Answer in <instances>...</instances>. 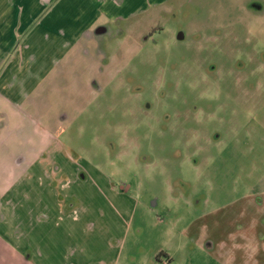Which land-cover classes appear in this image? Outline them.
<instances>
[{
    "label": "rangeland",
    "instance_id": "rangeland-1",
    "mask_svg": "<svg viewBox=\"0 0 264 264\" xmlns=\"http://www.w3.org/2000/svg\"><path fill=\"white\" fill-rule=\"evenodd\" d=\"M121 23L93 48L69 51L35 93L37 117L60 136L45 186L67 205L46 224L62 238L47 262L264 264V64L248 62L260 50L264 61V0H173ZM230 28L241 42L205 39ZM236 44L243 75H260L255 95L217 97L221 117L193 111L213 106L192 92L198 67L216 62L225 73ZM20 244L44 253L31 228Z\"/></svg>",
    "mask_w": 264,
    "mask_h": 264
},
{
    "label": "crops",
    "instance_id": "crops-1",
    "mask_svg": "<svg viewBox=\"0 0 264 264\" xmlns=\"http://www.w3.org/2000/svg\"><path fill=\"white\" fill-rule=\"evenodd\" d=\"M171 1L0 0V261L49 264L51 243L62 241L46 224L51 212L61 214L67 205L45 186V179L51 178L47 155L57 147L60 136L45 117H37L36 91L66 61L69 51L93 48L114 23L122 24ZM31 128L38 134L32 142ZM25 131L29 135L21 137ZM33 176L44 180L38 190ZM52 198L54 204L48 202ZM37 225L42 230L36 232ZM25 228L45 243L43 254L40 246L25 249L20 244ZM27 251L30 255L25 257ZM161 256L173 260L167 253L157 255ZM99 259L98 264H109Z\"/></svg>",
    "mask_w": 264,
    "mask_h": 264
},
{
    "label": "flooded vegetation",
    "instance_id": "flooded-vegetation-1",
    "mask_svg": "<svg viewBox=\"0 0 264 264\" xmlns=\"http://www.w3.org/2000/svg\"><path fill=\"white\" fill-rule=\"evenodd\" d=\"M253 33L256 34L257 40H260V38H262L261 33L260 34H257L256 32H253ZM222 37L225 39L231 40V41H238L241 38L240 35L236 31L232 30L231 28L228 29V31H226V33H224V34L216 33L212 36H211V34H205V39L213 42L215 45H217L219 43L218 40L221 39ZM185 39H186L185 34L183 32L178 33L177 40L179 42H184ZM239 42H241V39L239 40ZM238 49L239 48L236 44L235 48H233L231 50L233 56L231 57L230 60H231V62H233V64H232V67L228 71H226L225 73H224L222 66L216 62H203L202 66L198 67L197 78H198V81L200 82V85L196 84L195 86L199 87L200 89L198 91L193 90L192 92L196 93L198 96L204 98L205 100L208 99L207 104L209 103V104H212L213 106L211 108H208L207 106L206 107H197V106H201V105H195L192 108L193 111L202 110V112H205V111L211 112L213 110V112L216 114V116L221 117L222 111L219 108H217V106L214 104V101H215V99L217 100V97H222L225 93H229L232 95H238L239 93L242 94L244 90H246L247 93H249V94L255 95V90L252 91L251 89H254L257 87V83H258L257 79H259L260 75L257 72L254 75H243V73L245 72V70L248 67H244L243 61L239 58ZM260 52H262V50L258 51L257 53L253 52V56H254V54H257L256 56L258 58L255 60L253 59L252 61L248 60V62L252 65L255 62H256V65L260 64V62L262 64H264V61L260 60V54H261ZM195 66H194V68H195ZM175 70L178 72L179 67L176 66ZM189 72H191V71H189ZM238 78H243V80H237ZM227 80L231 81L230 82L231 86H232V88H234L231 91L225 90ZM238 82H241V87L238 86V84H237ZM180 83H181L180 81L177 82L178 89L180 87ZM203 83L207 84V86H209V89L207 91L204 90L205 88L204 89L201 88V85ZM179 92L181 93V90H178V93ZM188 92L190 93L191 91L189 90ZM259 93L260 92H258L257 94H259ZM261 94H264V92H262ZM254 109L257 110L256 108H254ZM150 110H151V107L148 105V109H146V111L143 113L145 116L144 120L142 119L140 122L141 126H143V127H148V125H149L148 119L150 118V120H151L152 117L154 116V115L148 116V111H150ZM177 118H179V116ZM150 125H152V126L157 125L158 126V124H156V122H151ZM138 127H140V126H138Z\"/></svg>",
    "mask_w": 264,
    "mask_h": 264
},
{
    "label": "trees",
    "instance_id": "trees-1",
    "mask_svg": "<svg viewBox=\"0 0 264 264\" xmlns=\"http://www.w3.org/2000/svg\"><path fill=\"white\" fill-rule=\"evenodd\" d=\"M159 258V257H158Z\"/></svg>",
    "mask_w": 264,
    "mask_h": 264
}]
</instances>
